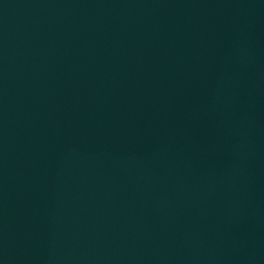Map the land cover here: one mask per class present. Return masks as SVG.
<instances>
[{"label": "water", "instance_id": "obj_1", "mask_svg": "<svg viewBox=\"0 0 264 264\" xmlns=\"http://www.w3.org/2000/svg\"><path fill=\"white\" fill-rule=\"evenodd\" d=\"M0 264H264V0H0Z\"/></svg>", "mask_w": 264, "mask_h": 264}]
</instances>
